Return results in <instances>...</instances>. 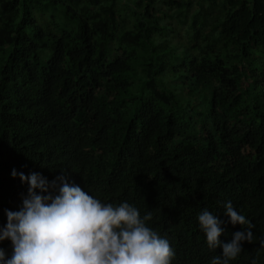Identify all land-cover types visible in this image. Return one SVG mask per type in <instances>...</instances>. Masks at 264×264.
Returning a JSON list of instances; mask_svg holds the SVG:
<instances>
[{
  "label": "trees",
  "instance_id": "obj_1",
  "mask_svg": "<svg viewBox=\"0 0 264 264\" xmlns=\"http://www.w3.org/2000/svg\"><path fill=\"white\" fill-rule=\"evenodd\" d=\"M133 3L118 29L110 5L0 0V226L29 187L13 169L48 180L66 169L102 202L152 212L171 264L222 254L208 248L198 215H217L230 242L244 230L224 215L230 201L255 225L230 264H264V0H220L216 12L211 0L197 11L189 0ZM168 9L188 22L178 54L160 42ZM40 10L61 22L50 28ZM166 72L173 88L160 81ZM0 247L11 256L10 240Z\"/></svg>",
  "mask_w": 264,
  "mask_h": 264
},
{
  "label": "clouds",
  "instance_id": "obj_2",
  "mask_svg": "<svg viewBox=\"0 0 264 264\" xmlns=\"http://www.w3.org/2000/svg\"><path fill=\"white\" fill-rule=\"evenodd\" d=\"M60 173L48 180L40 173L12 170L11 175H19L29 187L19 211L4 210L7 223L0 226V242L10 240L12 253L8 257L0 247V264H171L175 250L148 225L152 212L141 216L126 201L104 203L69 182L66 169ZM224 209L229 222L244 230L234 232L230 242L224 243L220 240L224 221L207 209L198 215L208 248H222L211 264H230L242 251V243L255 239V225L249 219L230 201ZM260 245L264 247V240Z\"/></svg>",
  "mask_w": 264,
  "mask_h": 264
},
{
  "label": "rangeland",
  "instance_id": "obj_3",
  "mask_svg": "<svg viewBox=\"0 0 264 264\" xmlns=\"http://www.w3.org/2000/svg\"><path fill=\"white\" fill-rule=\"evenodd\" d=\"M74 1L79 6H85V5L89 6L91 10L101 9L102 6L110 5L111 10L113 12L115 24L118 29L121 27L129 26V21L133 18L132 12L133 9L135 8L133 2L135 0H95L94 2L89 0H74ZM155 1L157 8H165L162 4L163 0H155ZM208 1L209 0H189L190 2L189 8L191 11L193 10L197 11L199 8H202V10H205V8L210 9L208 7ZM211 2H213L211 6V10L213 12H216L218 10L217 4L220 3V0H211ZM40 11L41 13L39 14V18L42 21H44V23H47V25L50 28L58 25L59 21L61 22L58 14L54 12H50L49 10H40ZM166 11L168 14H170L173 17L172 18L165 17L164 19L161 20L164 24H168V25L166 26L167 29L165 30V33L163 34V36H161L160 42L164 47L170 48L171 51L174 52V54H178L179 52L178 49L180 48L178 44L186 43V39H187L186 32L188 30L187 28L188 22L180 24L176 21V18L174 17L175 14L172 9H168ZM173 45L176 46V49L174 48ZM111 48L112 50H114L115 54H118L119 51L115 49L116 44H114V42L111 44ZM163 57H165L166 62L171 61V65H174L175 61L177 60V58L175 57L171 58L170 56H168V54L163 55ZM160 81L171 88H173L172 87L173 84L178 83L177 80H173L172 78H170L167 72L163 76H161ZM175 90L178 89L176 88ZM227 120L230 125H238L239 122L233 113L228 114Z\"/></svg>",
  "mask_w": 264,
  "mask_h": 264
}]
</instances>
